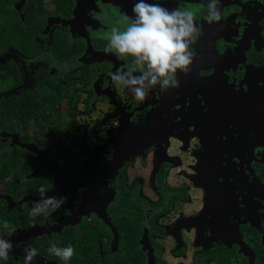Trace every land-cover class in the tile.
<instances>
[{"label":"flooded vegetation","instance_id":"obj_1","mask_svg":"<svg viewBox=\"0 0 264 264\" xmlns=\"http://www.w3.org/2000/svg\"><path fill=\"white\" fill-rule=\"evenodd\" d=\"M151 2L199 35L179 87L137 102L103 52L133 0H0V264H62L50 242L67 264H264V0L211 24L207 0ZM41 187L66 202L31 216Z\"/></svg>","mask_w":264,"mask_h":264},{"label":"clouds","instance_id":"obj_2","mask_svg":"<svg viewBox=\"0 0 264 264\" xmlns=\"http://www.w3.org/2000/svg\"><path fill=\"white\" fill-rule=\"evenodd\" d=\"M219 0H207L204 19L208 23L219 20ZM131 18L123 29L112 28L107 34L103 52L117 59L129 58L127 69L114 71L110 80L137 102L158 89L161 93L179 87L178 74L187 75L193 51L189 45L198 39L199 29L188 9H168L151 0H133ZM38 198L31 202L29 215L47 217L66 202L65 196H48L43 187ZM7 227V225H6ZM13 250L12 242L0 236V260ZM47 252L67 264L73 255L71 244L57 246L50 242ZM37 251L24 250L20 264H33Z\"/></svg>","mask_w":264,"mask_h":264},{"label":"trees","instance_id":"obj_3","mask_svg":"<svg viewBox=\"0 0 264 264\" xmlns=\"http://www.w3.org/2000/svg\"><path fill=\"white\" fill-rule=\"evenodd\" d=\"M24 22L26 24V10H24ZM50 254V253H49ZM51 255V254H50ZM53 256V255H52Z\"/></svg>","mask_w":264,"mask_h":264},{"label":"water","instance_id":"obj_4","mask_svg":"<svg viewBox=\"0 0 264 264\" xmlns=\"http://www.w3.org/2000/svg\"><path fill=\"white\" fill-rule=\"evenodd\" d=\"M52 231H53V230H52ZM28 236L32 237V235H28Z\"/></svg>","mask_w":264,"mask_h":264}]
</instances>
